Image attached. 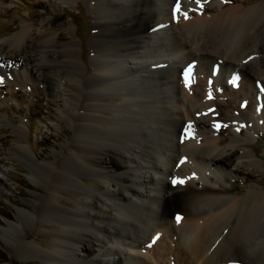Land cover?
Here are the masks:
<instances>
[{"label":"bare ground","instance_id":"bare-ground-1","mask_svg":"<svg viewBox=\"0 0 264 264\" xmlns=\"http://www.w3.org/2000/svg\"><path fill=\"white\" fill-rule=\"evenodd\" d=\"M84 2L93 14L88 67L73 25L61 35L49 16L36 36L24 21L0 39V85L42 83L55 106L50 131L62 120L72 130L46 161L14 126L13 152L41 186L18 211L28 225L3 229L8 248L39 264H264V161L244 146L264 129V0ZM226 82L237 88L224 101L237 115L223 121L222 146L215 97ZM227 173L254 183L232 193ZM67 191L79 195L74 208L60 201ZM105 207L114 212L103 217ZM48 224L52 240L42 245Z\"/></svg>","mask_w":264,"mask_h":264},{"label":"rangeland","instance_id":"rangeland-1","mask_svg":"<svg viewBox=\"0 0 264 264\" xmlns=\"http://www.w3.org/2000/svg\"><path fill=\"white\" fill-rule=\"evenodd\" d=\"M241 1L232 0L231 5L240 4ZM248 1L257 2L261 0ZM47 16L51 17L52 30L58 31L61 35L65 32L66 22L73 25L74 32L80 39L81 58L87 67L90 66L91 53L88 41L92 35L93 14L86 7L84 0H75L71 4L62 3L60 0H0V39L10 35L14 28L24 21H30L34 24V35L36 36V27ZM113 27L122 29L123 25L116 23ZM158 62L159 65L163 63L162 61ZM225 85H227L226 90L224 92L218 91V95L215 97L218 102L224 103L226 100L232 101L234 99L232 91H237V88L234 89L233 85L229 86L228 82ZM111 102L115 103L116 99L111 98ZM54 109L55 106L48 103L44 85L40 82L27 80L23 84L2 82L0 85V169L6 170V175L0 174L3 182L2 185L0 184V264H39L40 262L38 256L30 258L31 260L27 262H20L19 253L8 248L2 231L7 224L14 223L11 220L15 222L19 220L24 226L28 225L26 221L28 218L24 215L20 216L18 211L25 210L26 202L31 200L32 195L41 186L40 182L30 176L28 169L31 166L28 162L22 159L20 153L13 152L18 143V133L14 126L20 125L24 129L28 139L27 150L35 153L40 160H53L60 145L72 136V130L63 120L57 124L56 132L50 131L49 126L55 123L53 121ZM221 109L223 115L220 114V108L216 110L219 113L220 126L226 129L221 134L224 141L222 146H224L229 139V131H227L229 126L223 121H227L229 116H236L237 111L228 109L225 103ZM240 133L243 135L245 130L241 129ZM244 146L254 150L264 161V129L258 130L257 134L253 135ZM235 163V160L232 159L230 164L233 166ZM229 174H226L222 183L232 193H238L243 187H248L254 183L243 178V174ZM84 176L94 180V177L86 172H84ZM96 181L101 186L108 187L104 180L96 179ZM85 182L88 183L89 181L86 180ZM260 182L264 183V177L259 179ZM77 196L79 195L67 191V193L61 194L60 201L64 205L74 208L78 202ZM113 212L109 207H105L99 213L105 217ZM53 226L52 224L40 226L41 232L37 234V242L42 245H49L53 230L47 227L52 228ZM29 239L32 240L34 237ZM153 243L154 241L146 248L151 251ZM262 248H264V243L260 246L261 250ZM123 251L127 252L128 250L123 248ZM179 264L183 263L180 262Z\"/></svg>","mask_w":264,"mask_h":264},{"label":"snow or ice","instance_id":"snow-or-ice-1","mask_svg":"<svg viewBox=\"0 0 264 264\" xmlns=\"http://www.w3.org/2000/svg\"><path fill=\"white\" fill-rule=\"evenodd\" d=\"M225 2H227V0H225ZM197 3H200V0H197ZM175 11H176V12H179V11H180V4H179V2H177V4H176ZM184 15H185V18H187V13H186V12L184 13ZM182 162H183V161H182ZM183 182H184L183 180H173V183H174V184H175V183H183ZM179 220H180V217L177 216V221L179 222Z\"/></svg>","mask_w":264,"mask_h":264}]
</instances>
